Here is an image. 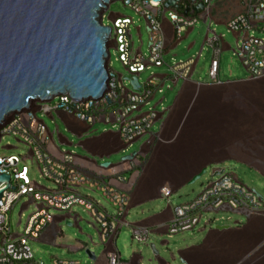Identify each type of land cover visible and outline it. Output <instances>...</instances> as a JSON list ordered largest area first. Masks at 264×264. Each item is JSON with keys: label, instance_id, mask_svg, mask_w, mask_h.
Listing matches in <instances>:
<instances>
[{"label": "built area", "instance_id": "built-area-1", "mask_svg": "<svg viewBox=\"0 0 264 264\" xmlns=\"http://www.w3.org/2000/svg\"><path fill=\"white\" fill-rule=\"evenodd\" d=\"M212 1L198 0L197 3L204 4L205 8L199 14L190 9L185 16L184 11L190 5L187 0H183L182 8L179 10H167L163 7V3H155L152 0H123L125 7L145 19L150 37L149 55L146 58L141 48L138 51L134 50L131 33L133 19L120 15L112 16L111 26L113 37H115V50L118 53L119 62L127 71L126 76L139 75L140 83V75L150 66L164 65L163 58L167 46L161 17L167 18L173 24L176 39L181 41L184 35L194 30L199 20L208 17ZM207 24L209 36L205 45L212 50L209 76L213 82L220 83L222 40L215 32L212 33L210 23ZM227 28L233 35H237L236 49L233 52L246 68L249 75L247 80L263 81L264 39L257 38L254 33L258 32L264 36V0H253L249 11L233 17L227 23ZM137 33L141 38L140 29H137ZM194 63L193 58L172 67L173 76L170 80L183 83L190 81ZM110 66L107 69V90L101 98H89L78 102L68 95H60L51 102L39 104L40 111L46 115L53 111H60L67 117H72L86 125H95L102 119L100 115L102 112L119 104L118 113L113 118L114 127L118 129L129 148L135 141L147 136L159 121L160 113L157 112V107L150 108L147 112H143V109L150 104L157 93L162 92V88L158 86L155 78H150L145 84L140 83L142 85L140 92L133 91L131 87H125V84L129 82H121L118 73ZM107 121L111 122L110 119ZM5 136L14 137L26 146L29 152L25 157L13 155L0 157V175L9 176V181L0 185V264H43L35 260L30 241H40L42 234L49 226L57 223L58 220L51 214L52 211L63 213V216L69 217V220L78 222L79 217L73 212L75 207L83 208L94 219L101 243L107 250V264H124L120 254L115 251V241L119 228L127 224L126 217L139 172H135L130 178L124 177L123 174L133 172L142 166L141 150L135 156L131 155V159L121 160L114 166L108 168L97 166L99 170L97 178H94L80 169L76 155L69 152L54 155L47 126L39 122L33 110L15 114L12 120L5 123L0 131V142ZM8 147H10L9 150L15 149L10 145H7L5 149ZM27 161H31L32 166L38 168L42 178L51 182L55 188L49 189L37 182L33 178ZM213 172L220 173L217 176L218 179L210 183L193 202L175 208L170 206L173 217L163 228L165 236L173 237L182 232L194 231L201 225L205 215L220 211L243 215L250 221L259 219L264 222L263 197L261 200L255 190L245 186L234 174L226 173L221 169ZM104 177H109V181L105 182ZM80 188L100 192L114 205L115 214L110 215L100 202L83 195L79 192ZM160 194L161 197H169L172 191L169 187H164L160 190ZM22 199H27L22 213L31 205L37 208L29 218L24 233L13 234L8 214ZM241 227H243L242 224L236 223L235 229ZM56 233L58 235L59 230ZM133 235L136 241L144 243L148 241L150 231L146 228H134ZM186 263L190 264L188 260ZM54 264L79 263L55 260Z\"/></svg>", "mask_w": 264, "mask_h": 264}, {"label": "rangeland", "instance_id": "rangeland-1", "mask_svg": "<svg viewBox=\"0 0 264 264\" xmlns=\"http://www.w3.org/2000/svg\"><path fill=\"white\" fill-rule=\"evenodd\" d=\"M111 15H120L133 19L134 24L131 26V33L133 36L134 50L138 51L141 48L142 54L147 58L149 55L148 43L150 37L146 30L145 19L136 14L130 8L125 7L120 1L111 4L109 10L106 11L103 17V23L105 26L112 25L109 20ZM138 28H141V38L137 33ZM211 30L219 37L222 36L224 41L231 46L232 49L221 53L220 81L223 83H235L247 80L249 78L248 72L233 52V50L236 49V38L233 33L228 30L227 26H218L216 24H213ZM207 31L208 24L199 20L194 30L188 35V37L184 39L175 49L170 50L164 55V65L161 67L150 66L140 75L141 84H145L154 75H164L168 77V80L162 88V92L156 94L150 104L143 109V112H147L150 108L153 109L156 105H158L157 112L161 114L173 105L178 93L181 90L183 82H178V85L174 87L173 82L170 80L173 76L171 68L175 65L185 63L190 59L197 58L202 45L204 44ZM254 36L259 39H264V36L258 32H255ZM192 45L193 47L188 50ZM110 54V67L116 73L126 76L127 71L119 62L117 51L115 49H111ZM211 56L212 50L205 45L198 62L199 64H197L191 77L192 82L206 85L212 84L213 81L209 76ZM125 87L129 88L130 86L126 83ZM162 100V104H159ZM244 103L247 104V106L243 109L241 128H239L240 132H236L231 129L228 130V135L237 133L238 136L228 137L227 140L240 141L243 144V150L246 151L247 149L251 152V154H253L251 155L249 152V154L247 153L252 158L251 162H254V159L259 161L261 160L259 163H262L261 165L264 167V101L259 103L258 116H251L249 112V103H246V101H244ZM37 117L39 121H44L45 125L51 131H55L56 126H58L59 133L61 135L76 143V140L69 134L66 127L60 121L50 120L43 112H39ZM251 118H257L259 120L251 121ZM111 128L112 126L97 123L94 130L102 132L104 129L111 130ZM159 130L160 124L157 123L152 127L151 134L155 135L159 132ZM189 136L190 133L186 131L181 135V137H179L178 143L166 149L164 151L165 153L161 155L163 157V161L160 162V164L179 165L185 157H190L191 153L188 144V140L190 139ZM148 139L149 138L146 137L133 144L126 151L124 150L113 155L110 157L109 162L112 164H118L124 156H131L134 153H138ZM209 140L212 142L217 139L210 138ZM194 141L196 143L204 142L203 140L197 138H195ZM7 145H10L15 149L6 150L5 147ZM195 147L194 152L196 153L198 147ZM62 151H69V153L76 156L84 154L81 149L75 147H62ZM27 152H29L28 148L19 143L12 136H5L0 142V157L12 155L25 157ZM154 162L155 161H153V163L152 161L149 162L148 159L145 171L141 174V179L138 182V187H140L139 190H145V184H147V181L151 179L148 178V174L152 172ZM27 164L30 166L33 178L36 179L37 182L46 188H55L51 182L42 178L38 168L36 166H32L31 161H27ZM157 164L159 163L157 162ZM216 169L225 170L226 173L234 174L240 182H242L249 189L255 190L256 193L264 199V177L253 168L237 161H227L219 167L211 165L209 166L207 173L199 180L195 183H188L182 186L176 193L170 195L169 197H162L161 199L153 200L141 206L129 209L128 216L126 217L127 224L119 228V234L117 235L115 241L116 251L120 254L121 261H123L124 264H129L133 255L136 254L142 257L140 264H158L151 249V245H155L159 252V256L165 260L167 264H182V260H180L178 256V252L198 246L199 247L193 250L188 256L190 264H264V222L261 220L251 221L248 228L240 232L211 234L209 239L205 242L209 232L214 230L217 226H230L231 228H236V223H240L242 226L246 225L247 218L245 216L229 211L208 213L204 216L201 225L194 231L185 233L182 232L181 234L173 237L150 234L148 241L144 243H139L134 239V228L131 226L132 224L137 223L141 219L155 216L165 211L168 206L175 208L177 206L193 202L201 193H203L210 183L218 179V177H213V171ZM79 192L100 202L110 215L115 214L114 205H112L108 199L103 197L100 192H92L86 188H80ZM26 202L27 199H22L17 202L12 211L8 214V221L13 234L22 235L25 231L29 218L36 211L37 207L31 205L30 208L22 213L23 205ZM73 212L79 217V227L74 226L73 220H70L73 224L72 226H68L67 221H64L57 224L59 233L52 244L43 241H30V246L37 262H42L43 264H54L55 260H62L79 264H94L88 256L87 251L94 253L98 259L101 257L105 251V245L101 243L99 231L94 224V219L89 212L81 207H75ZM51 214L55 217H63L64 215L63 213L57 211H52ZM20 221L21 225H19ZM220 235L222 237H220ZM164 241L168 243L163 246L162 242Z\"/></svg>", "mask_w": 264, "mask_h": 264}, {"label": "water", "instance_id": "water-1", "mask_svg": "<svg viewBox=\"0 0 264 264\" xmlns=\"http://www.w3.org/2000/svg\"><path fill=\"white\" fill-rule=\"evenodd\" d=\"M118 1L122 2L123 0H0V131L5 123L12 120L15 114L33 110L37 115L41 112L39 104L51 102L60 95H68L71 99L78 102L89 98L99 99L104 95L108 83L107 69L111 61L110 50L115 49V37L112 34V26L104 25L103 17L106 11L109 10L110 5ZM152 1L163 3V7L167 10H179L182 8L181 3L183 2V0ZM187 1L190 5L184 11L185 16L188 15L190 9L199 14L205 8L204 4L197 3L198 0ZM112 16L109 18L111 23H113ZM202 21L207 24L209 17L204 18ZM146 30L149 32L147 22ZM212 33L214 32L212 31ZM188 35H185L186 38ZM208 36L209 32L207 31L205 41ZM183 40L179 41L176 47ZM221 40H223L222 36ZM205 41L199 55L194 59L193 73L197 64H199ZM148 47H150V43H148ZM118 75L121 82H129L133 91H141L142 85L138 81L139 75L132 77L122 74ZM151 78L157 80L160 88H163L168 80V77L164 75H154ZM188 82H191V80ZM253 82L249 80L235 83L227 82L223 83L221 87L198 83L193 99L196 101L197 99L230 92L242 94L247 91ZM186 84L187 82L183 83L173 105L166 112L161 113L162 117L159 122L162 121V124L168 121L167 118L164 119V116L167 114L169 116L177 102L186 96ZM173 85L176 87L178 82H173ZM162 102L163 100L159 104H162ZM47 116L52 121H60L76 140L75 143L61 135L58 126H56L55 131H51L47 127L51 143L60 152H62V147H75L81 149L84 153L77 155V158L81 160L93 162L100 168H108L115 165L111 162L99 164L85 148V144L94 138V133H96L94 127L96 124L86 125L85 130L76 134L70 129L64 113L53 111ZM39 122L44 123L42 120ZM141 140L142 138L135 141V143ZM127 148L128 145H125V149ZM6 149L9 150L10 147ZM133 155L135 156L136 153ZM131 158V156H124L122 160ZM237 162L253 168L264 177V167L259 162H251V160L248 161L245 158L237 160ZM211 165H206L196 176H193L189 184L195 183L204 176ZM219 175L220 173L213 172V177ZM8 181L9 176L0 175V185ZM178 190H173L172 194ZM259 197L262 200L260 195ZM161 198V196H158L155 200ZM169 211H172L170 206L165 211L155 216L141 219L131 226L133 228L148 229L150 223ZM56 218L58 220L57 223L49 227L55 226L59 230L57 224L64 221H67L68 226L73 225L69 217ZM250 222L247 219L246 225L239 229L231 228L230 226H217L209 232L205 242L211 234L243 231L248 228ZM74 226L79 227L78 222L74 221ZM165 226V223L156 225L154 227L155 230L150 231V234L165 236V232L162 231ZM56 236L57 233L53 236L52 241L49 242L50 244L55 241ZM162 245H166V241L162 242ZM198 247L179 251L178 256L182 260L181 263L187 264V256ZM151 249L158 264H167L159 256L155 245H151ZM87 254L94 264H102L106 258L107 250L105 249L99 259L90 251H87ZM141 260L142 257L135 254L129 264H140Z\"/></svg>", "mask_w": 264, "mask_h": 264}, {"label": "crops", "instance_id": "crops-1", "mask_svg": "<svg viewBox=\"0 0 264 264\" xmlns=\"http://www.w3.org/2000/svg\"><path fill=\"white\" fill-rule=\"evenodd\" d=\"M252 1L253 0H213L208 15L210 27L212 28L213 24L227 26V23L233 17L246 14L250 9ZM160 20L166 36L167 54L176 47L179 41L174 34L173 24L167 18L161 17ZM138 29L141 31V28ZM234 36L237 38V35ZM183 39H186L185 35ZM220 46L222 52L231 50V46H229L224 39L221 41ZM211 59L212 56L210 62ZM197 84L198 83L192 82V80L191 82H187L186 96L177 102L169 116L168 114L164 116V119L167 118L168 121H166L165 124H162V121L159 122L162 117L160 114L159 121L156 122V124H160L159 132L154 135L151 134L150 131V133L144 137L149 139L141 147L142 155L140 160L142 166L133 172L123 174L124 177L130 178L135 172H139V177L133 189L130 207H138L155 200L156 197L161 196L160 190L164 187H169L171 191L180 189L182 186L188 184L193 176H196L206 165L212 164L219 167L227 161H237L244 158L241 156L242 154H240L245 151L242 147L243 144L240 141L227 140L228 137H235L238 136V134L234 133L228 135V130L231 129L240 132L239 128H241L243 109L247 106L244 101L249 103L250 115L258 116L259 103L264 101V79L263 81H254L248 87L247 91L242 94L230 92L194 101L193 94L197 90ZM212 85L221 87L223 82H212ZM119 108L120 105L118 104L100 114L102 119L99 123L112 126V128L111 130L104 129L102 132L96 130L94 138L85 144L86 150H88L89 154L94 156L99 164L109 162L110 157L125 149L126 144L121 135L117 133L118 129L114 127L113 121ZM107 119H110L111 122H108ZM66 120L70 129L76 134L86 129V124L72 117H67L66 115ZM257 120L259 119L251 118V121ZM186 131L190 133L188 144L191 156L185 157L179 165L160 164V162L163 161L161 155L165 153L164 151L170 146L178 143L179 137ZM195 138L201 139L204 142L196 143L194 141ZM210 138L217 140L211 142L209 140ZM52 146L54 155L69 152H60L53 144ZM195 146L198 147L196 153L194 152ZM245 152L251 154L247 149ZM148 159L149 162L152 161V163L155 161L154 166H152L154 167L152 168V172L148 174V178H151L149 180L152 181H149L151 184H145V190H139L140 187H138V182L141 179V174L145 171ZM157 162L159 164H157ZM256 162L260 161L256 160ZM78 165L85 174L97 178V171L99 168L95 163L78 158ZM108 178L109 177H104L103 180L108 182ZM172 217V211L165 213L162 217L150 223L148 230L154 231L156 225L163 223L167 224ZM56 231L57 229L55 226L49 227L42 234L40 241L47 243L51 242ZM162 231L165 232V230ZM188 256L186 260H188ZM102 264H107V257L103 260Z\"/></svg>", "mask_w": 264, "mask_h": 264}, {"label": "bare ground", "instance_id": "bare-ground-1", "mask_svg": "<svg viewBox=\"0 0 264 264\" xmlns=\"http://www.w3.org/2000/svg\"><path fill=\"white\" fill-rule=\"evenodd\" d=\"M240 154H242L241 156H243L244 158H247V159H251V160H252L251 156L248 155L249 153L247 154V152L244 151V152H241ZM254 161H256V160L254 159ZM260 161H261V160H260ZM149 181H151V180H148L146 185H148V183L151 184V182H149ZM153 184H154V183H153ZM148 187H149V186H148ZM253 220L256 221V220H259V219H253ZM253 220H252V221H253ZM223 233H224V232H223ZM220 237H222V236L220 235Z\"/></svg>", "mask_w": 264, "mask_h": 264}]
</instances>
